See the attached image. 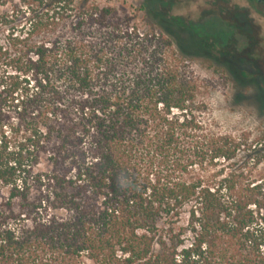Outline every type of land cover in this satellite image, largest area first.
<instances>
[{"label": "trees", "instance_id": "1", "mask_svg": "<svg viewBox=\"0 0 264 264\" xmlns=\"http://www.w3.org/2000/svg\"><path fill=\"white\" fill-rule=\"evenodd\" d=\"M0 7V264H264L262 157L235 167L181 73L221 64L203 33L93 0Z\"/></svg>", "mask_w": 264, "mask_h": 264}, {"label": "rangeland", "instance_id": "2", "mask_svg": "<svg viewBox=\"0 0 264 264\" xmlns=\"http://www.w3.org/2000/svg\"><path fill=\"white\" fill-rule=\"evenodd\" d=\"M93 1L126 11L143 33H162L150 14L153 9L185 21L192 33L206 36L207 51L218 55L221 64L187 57L181 66V73L198 79L196 98L207 105L208 110L195 114L214 130L236 137L241 145L233 164L240 171L253 163L255 155L262 157L252 176L264 177V106L258 103L264 100V5L249 0ZM230 68L244 72L251 83L234 81L227 71ZM255 83L261 90L254 89Z\"/></svg>", "mask_w": 264, "mask_h": 264}, {"label": "flooded vegetation", "instance_id": "3", "mask_svg": "<svg viewBox=\"0 0 264 264\" xmlns=\"http://www.w3.org/2000/svg\"><path fill=\"white\" fill-rule=\"evenodd\" d=\"M249 1H251V0H249ZM252 2H256V3H259V4H263L264 5V0H254Z\"/></svg>", "mask_w": 264, "mask_h": 264}]
</instances>
